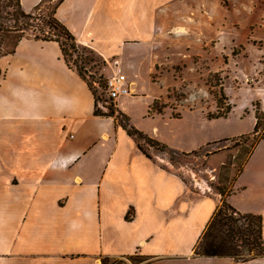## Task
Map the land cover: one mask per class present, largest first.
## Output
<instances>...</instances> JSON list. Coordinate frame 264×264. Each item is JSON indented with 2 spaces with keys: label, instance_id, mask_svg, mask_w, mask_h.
Instances as JSON below:
<instances>
[{
  "label": "crops",
  "instance_id": "crops-1",
  "mask_svg": "<svg viewBox=\"0 0 264 264\" xmlns=\"http://www.w3.org/2000/svg\"><path fill=\"white\" fill-rule=\"evenodd\" d=\"M21 1L33 11L41 0ZM134 3L64 0L56 16L79 43L107 57L99 32L130 29ZM0 68V264H102L104 256L136 254L149 257L144 264H237L194 256L220 199L194 194L113 117L96 116L89 85L57 42L24 38ZM129 98L117 106L128 109ZM250 120L253 131L257 118ZM232 185L227 201L261 215L264 236V137ZM240 264H264V257Z\"/></svg>",
  "mask_w": 264,
  "mask_h": 264
},
{
  "label": "rangeland",
  "instance_id": "rangeland-1",
  "mask_svg": "<svg viewBox=\"0 0 264 264\" xmlns=\"http://www.w3.org/2000/svg\"><path fill=\"white\" fill-rule=\"evenodd\" d=\"M134 2L135 8L127 10L130 29L119 32L111 27L110 34L106 26L99 32V47L111 56L77 40L64 59L98 93V105L108 101L103 86L113 71L120 69L135 83L134 95L129 96L132 106L116 108L127 119L116 113L115 123L122 128L134 125L179 150L172 162L167 152L141 141L151 158L182 177L194 194L219 198L216 212L240 175L243 149L239 145L254 141L253 135H239L252 132L250 119H255L258 109L264 110V0ZM180 27L185 34L176 33ZM111 36L114 44L103 43ZM122 37L134 43L113 42ZM2 76L0 68V80ZM218 97L224 102L220 107ZM153 105L160 112L150 111ZM227 105L232 106L227 116L213 117ZM262 121L258 137L264 134ZM201 147L200 153H192ZM224 186L223 197L218 187ZM148 260L130 259L128 264Z\"/></svg>",
  "mask_w": 264,
  "mask_h": 264
},
{
  "label": "trees",
  "instance_id": "trees-1",
  "mask_svg": "<svg viewBox=\"0 0 264 264\" xmlns=\"http://www.w3.org/2000/svg\"><path fill=\"white\" fill-rule=\"evenodd\" d=\"M42 0L33 11H27L22 5L21 0H0V59L7 55L16 53L20 42L24 38H34L41 41H54L60 45L64 58L69 52L68 48L75 49L77 45L76 36L73 32L56 16V11L59 5L64 0ZM52 5V6H51ZM40 19L37 24L36 20ZM42 21V22H41ZM38 30V31H36ZM104 92L106 94V84ZM95 98L96 109L94 114L100 117H115L116 113L121 114L127 119L126 115L117 110L113 104L108 106L109 111L105 112L98 106V93L92 89ZM222 89L220 96L222 97ZM221 97H218V106L224 105ZM261 105L256 104V106ZM231 105H227L224 112L219 111L214 118L227 116L231 111ZM258 108H260L258 106ZM150 111L156 110L154 105L150 107ZM257 121L253 131L242 134L239 137L254 136L250 146L239 145L242 151L243 160L241 162L240 173L252 154L254 148L259 141L264 137V134L258 137L259 129L262 126L264 119V110L258 109L256 113ZM127 134L133 138L137 146L143 151L146 156L151 158V155L146 151L141 141H145L149 146L156 147L161 151L169 154L170 160L173 162L178 157L179 150L170 145L151 138L147 133L137 128L134 125H122ZM230 138H226L228 140ZM211 143H208L209 145ZM203 147L199 150H194L192 153H200ZM229 162L225 163L227 165ZM226 187H218V191L224 197L226 195ZM126 219H131L130 214L126 215ZM194 254L198 257H229L233 258L237 264L242 262L264 257V236H263V218L256 214H243L233 207L225 198L222 205L214 213L211 221L200 241L194 249ZM127 259L132 261H145L149 259L147 256L129 255ZM128 264L127 260L104 256L102 264Z\"/></svg>",
  "mask_w": 264,
  "mask_h": 264
},
{
  "label": "built area",
  "instance_id": "built-area-1",
  "mask_svg": "<svg viewBox=\"0 0 264 264\" xmlns=\"http://www.w3.org/2000/svg\"><path fill=\"white\" fill-rule=\"evenodd\" d=\"M133 91V84L129 82L127 75L117 69L107 77L106 96L108 101L102 103L99 107L105 112L109 111L108 106L110 104L117 108L120 98L132 95ZM127 262L130 263L129 260Z\"/></svg>",
  "mask_w": 264,
  "mask_h": 264
}]
</instances>
